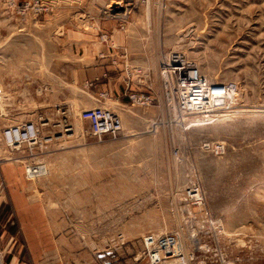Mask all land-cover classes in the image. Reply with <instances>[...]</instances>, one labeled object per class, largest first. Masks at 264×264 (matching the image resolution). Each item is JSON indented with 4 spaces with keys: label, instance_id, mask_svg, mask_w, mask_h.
<instances>
[{
    "label": "rangeland",
    "instance_id": "1",
    "mask_svg": "<svg viewBox=\"0 0 264 264\" xmlns=\"http://www.w3.org/2000/svg\"><path fill=\"white\" fill-rule=\"evenodd\" d=\"M0 10L29 34L62 13L83 35L79 80L67 73L66 98H20L12 114L8 82H0V133L12 117L30 120L42 141L13 154L0 141L5 263L127 264L147 233H178L187 253L202 210L187 207L184 193L195 187L203 211L222 218L227 255L264 264V0H0ZM94 41L99 63L90 62ZM176 56L219 94V106L178 110L169 92L186 89L161 76ZM96 108L121 116L118 139L92 134ZM29 153L45 176H26Z\"/></svg>",
    "mask_w": 264,
    "mask_h": 264
},
{
    "label": "built area",
    "instance_id": "2",
    "mask_svg": "<svg viewBox=\"0 0 264 264\" xmlns=\"http://www.w3.org/2000/svg\"><path fill=\"white\" fill-rule=\"evenodd\" d=\"M161 76L166 81L176 80L182 90L170 91L172 98L176 97V107L179 111H199L219 106V94H210L207 81L204 77L191 71L190 66L180 57L169 59L162 65ZM174 84V82L172 83ZM193 88L190 93V87ZM180 93V94H179ZM133 101L142 105L150 103V97L143 94L131 96ZM3 94L0 90V118L3 116ZM93 121L92 134L99 141L107 136L112 140L118 139L124 132L121 116L108 108H96L88 113ZM0 141L9 151L16 153L21 147H33L41 141V131L37 123L33 121L7 122L0 133ZM9 159H13L10 157ZM26 176L30 179H38L46 175V166L29 153L26 156ZM46 168V169H45ZM187 207L196 205L202 212L196 219L195 226L188 230V251L184 253L182 248V236L178 233L143 235L139 243V251L127 264H241L237 259H231L221 247L225 231L221 217H212L204 212L205 198L203 193L195 187H189L184 193ZM122 238V236L120 237ZM123 264V263H122Z\"/></svg>",
    "mask_w": 264,
    "mask_h": 264
},
{
    "label": "crops",
    "instance_id": "3",
    "mask_svg": "<svg viewBox=\"0 0 264 264\" xmlns=\"http://www.w3.org/2000/svg\"><path fill=\"white\" fill-rule=\"evenodd\" d=\"M53 18L52 25L50 19L44 20L41 32L29 34L25 25L12 12L0 10V82L3 79L8 82L12 114L19 111L20 98H27L28 105L37 99L66 98L67 73L71 77L74 75V83L79 80L77 73L83 65L82 31L75 25L68 27L62 13L54 14ZM92 45V50L96 47L97 53L94 57L91 55L90 62L99 63V43L94 41ZM98 72L100 75L104 73L101 70ZM104 86L108 100L114 103L115 88L112 78L107 79ZM9 122L17 120L12 117ZM2 242L3 235L0 234V264H8L5 263L6 253L8 256L12 253L4 250ZM13 257L11 256L9 264L18 262Z\"/></svg>",
    "mask_w": 264,
    "mask_h": 264
},
{
    "label": "bare ground",
    "instance_id": "4",
    "mask_svg": "<svg viewBox=\"0 0 264 264\" xmlns=\"http://www.w3.org/2000/svg\"><path fill=\"white\" fill-rule=\"evenodd\" d=\"M118 6H121L120 3H116ZM197 86L190 87L189 92L191 93L193 91V88H196ZM29 93V92H28ZM46 169V168H45Z\"/></svg>",
    "mask_w": 264,
    "mask_h": 264
},
{
    "label": "water",
    "instance_id": "5",
    "mask_svg": "<svg viewBox=\"0 0 264 264\" xmlns=\"http://www.w3.org/2000/svg\"><path fill=\"white\" fill-rule=\"evenodd\" d=\"M114 8H122L121 6H118L117 4L114 5Z\"/></svg>",
    "mask_w": 264,
    "mask_h": 264
}]
</instances>
